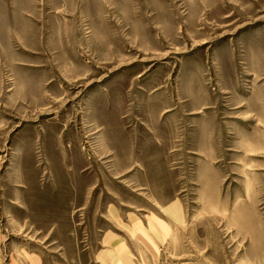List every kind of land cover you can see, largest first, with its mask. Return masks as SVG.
Returning a JSON list of instances; mask_svg holds the SVG:
<instances>
[{
    "label": "rangeland",
    "instance_id": "obj_1",
    "mask_svg": "<svg viewBox=\"0 0 264 264\" xmlns=\"http://www.w3.org/2000/svg\"><path fill=\"white\" fill-rule=\"evenodd\" d=\"M116 214L264 264V0H0V264H91Z\"/></svg>",
    "mask_w": 264,
    "mask_h": 264
},
{
    "label": "crops",
    "instance_id": "obj_2",
    "mask_svg": "<svg viewBox=\"0 0 264 264\" xmlns=\"http://www.w3.org/2000/svg\"><path fill=\"white\" fill-rule=\"evenodd\" d=\"M111 217L117 230L104 232L100 247L90 256L91 264H159L162 248L174 236L171 226L160 219L147 225H139L137 220L125 225L117 214Z\"/></svg>",
    "mask_w": 264,
    "mask_h": 264
}]
</instances>
